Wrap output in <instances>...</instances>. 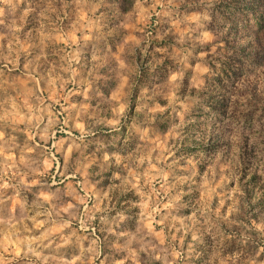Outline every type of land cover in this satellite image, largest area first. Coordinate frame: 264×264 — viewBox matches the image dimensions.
Listing matches in <instances>:
<instances>
[{"label":"clouds","instance_id":"1","mask_svg":"<svg viewBox=\"0 0 264 264\" xmlns=\"http://www.w3.org/2000/svg\"><path fill=\"white\" fill-rule=\"evenodd\" d=\"M0 264H264V0H0Z\"/></svg>","mask_w":264,"mask_h":264}]
</instances>
